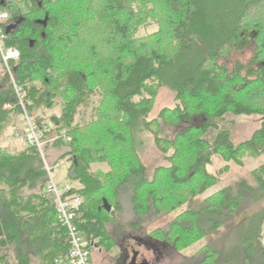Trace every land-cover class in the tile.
<instances>
[{
    "label": "trees",
    "instance_id": "obj_1",
    "mask_svg": "<svg viewBox=\"0 0 264 264\" xmlns=\"http://www.w3.org/2000/svg\"><path fill=\"white\" fill-rule=\"evenodd\" d=\"M28 1V11L10 12L8 23L14 26L4 30L5 45L20 52L11 61L12 72L43 139L55 133L53 145L63 148L61 158L70 162L68 179L81 184L65 194L82 198L76 216L81 233L98 250L110 248L115 242L107 224L115 210L105 209L104 198L114 209L119 195L126 194L141 217L169 215L189 205L158 231L175 247L220 233L205 245L201 264H264V162L251 171L254 185L243 179L195 203L219 183L207 168L215 155L244 165L245 156L264 154V0ZM6 3L0 0L2 10ZM251 45L255 55L247 65L236 62L230 71L220 62L231 49ZM5 75L0 138L7 137L9 127L20 128L21 107ZM161 87L174 91L176 105L163 109L160 117L170 111L176 121L190 123L202 116L200 127L191 125L173 139L160 136L154 129L158 119L149 115ZM96 96L92 119L78 121ZM57 100L59 116L36 114L52 109ZM228 113L263 120L251 137L236 144L219 125ZM212 128L217 131L211 141L205 134ZM142 131L154 135L156 148L170 163L158 167L152 178L137 144ZM93 162L108 164L109 171L100 175L91 169ZM48 183L36 147L26 144L14 151L0 146V245L28 233L49 244L46 259L52 264L69 243ZM18 258L19 264H28L27 256Z\"/></svg>",
    "mask_w": 264,
    "mask_h": 264
},
{
    "label": "rangeland",
    "instance_id": "obj_2",
    "mask_svg": "<svg viewBox=\"0 0 264 264\" xmlns=\"http://www.w3.org/2000/svg\"><path fill=\"white\" fill-rule=\"evenodd\" d=\"M28 0H7L6 10L10 13L17 9H21L23 12L29 9ZM2 10V5H0V12ZM8 26H14L13 23H9ZM154 27H149L148 31H153ZM147 30L142 31L145 34ZM86 34L90 36V32L86 31ZM95 39L90 37V42ZM92 44V43H91ZM88 57L94 55L92 53L91 47H87ZM101 52V50L99 51ZM255 55L254 46H247L243 50L231 49V51L222 57L221 63H225L228 69L231 71L236 62H241L247 65L251 58ZM103 56V55H102ZM6 67L0 62V83L4 79L6 73ZM10 82L9 86L13 85L12 77L8 73ZM15 76V75H14ZM37 85H41V79L36 81ZM168 87H161L155 97L154 105L152 111L149 115V119H158L157 123L154 125V129L158 131L161 137L167 139H173L176 133L184 130L187 127L198 126L203 123L202 116H196L192 119L190 123H183L176 121V118L170 111L165 112L164 117H160V113L165 108L173 109L176 105L175 93H173ZM211 98L207 97L209 102ZM99 104L98 96L92 98L86 107L82 108V114L78 115L77 120L85 123L92 119V113L94 106ZM62 104L60 101H56L55 107L52 109L41 108L38 113L41 114L45 111L49 116H59L61 114ZM224 121L220 122L221 129H227L231 133V139L234 143H239L245 139L251 137L254 130L260 127L263 117L260 115L251 116H236L234 114L228 113L224 117ZM34 119L32 117L31 121ZM50 126L53 127L52 123L49 122ZM17 124L20 126L21 130L24 128V123L20 122L17 118ZM36 126V123L34 122ZM11 128V127H10ZM38 129V127L36 126ZM214 128L208 130L205 137L209 140H213L216 135ZM13 133L12 129L6 130V136L0 138V146H7L11 149L15 147L21 148L25 146V142L19 139H10ZM56 138L54 132H51L49 137L44 140V154L47 165L52 171L53 178L59 184H63L65 180L59 178L53 168V164L61 159V151L57 149L53 142ZM139 140L137 141L139 147V153L143 163L148 167L149 178L154 176V172L158 167L168 166L170 163L164 159V156L158 148L154 141V135L151 132H141L139 135ZM171 153V152H170ZM244 165H239L234 161L229 163L223 159L221 155H215L213 157V162L207 168L209 172L219 177V183L211 187L205 193L200 195V197L195 201H201L207 196L218 191L222 187L230 184H235L240 180H247L251 184H255L254 179L251 176V171L256 169L261 163L264 162V154L258 157H252L247 155L244 157ZM64 163L66 160H63ZM91 169L100 175L109 171V166L102 162L91 163ZM228 165V168L220 173V170ZM66 184V183H65ZM119 197V207L112 208L115 210L116 215L113 216L111 222L107 224L108 232L111 234L114 240V244L110 248H103L94 251L91 264H201L204 258V248L205 245L212 239H217L220 233L211 235L209 237H202L195 241L192 245L187 247H175L171 242L163 239V235L160 232L163 229H167L172 221H174L177 214L181 213L182 210L187 209L189 205H184L179 211L173 214H162L157 215L154 212H150L148 215L139 216L130 199L126 197V194ZM116 199L111 200V203L115 207L117 205ZM195 203L191 204L192 207ZM264 204V200L262 202ZM12 252V251H11Z\"/></svg>",
    "mask_w": 264,
    "mask_h": 264
},
{
    "label": "built area",
    "instance_id": "obj_3",
    "mask_svg": "<svg viewBox=\"0 0 264 264\" xmlns=\"http://www.w3.org/2000/svg\"><path fill=\"white\" fill-rule=\"evenodd\" d=\"M10 13L7 10L0 12V58L3 66L6 67V72L12 77V83L15 88L18 103L21 107V113L18 115L20 122L24 123L22 133L19 129L14 128L10 139H19L24 141L29 146H34L43 157L44 163V139L34 125L31 113H29L25 104V91L15 81L14 73L12 72L11 61L19 57L20 52L16 48H8L6 44L7 34L4 30L9 25L8 19ZM10 107V106H9ZM19 127V126H18ZM69 140L68 138L65 139ZM49 174L48 192L55 199V206L57 210L58 219L65 229V234L68 239V251L56 256L52 260V264H91V259L94 251L98 250L94 242L89 240L79 229L76 223V216L79 213L82 198L77 195H65L72 188L70 184H59L55 181L50 167L45 164Z\"/></svg>",
    "mask_w": 264,
    "mask_h": 264
},
{
    "label": "crops",
    "instance_id": "obj_4",
    "mask_svg": "<svg viewBox=\"0 0 264 264\" xmlns=\"http://www.w3.org/2000/svg\"><path fill=\"white\" fill-rule=\"evenodd\" d=\"M12 129V128H8ZM7 129V130H8ZM24 148H14L12 150H20ZM59 150H64L63 148H58ZM61 151V153H62ZM63 160H66L64 163ZM55 174L65 180L63 184H70L72 188H80L81 184L74 180L68 179V173L70 168V162L67 158H61L55 164L52 165ZM28 192V191H27ZM6 194H9V189L6 188ZM116 213L112 214L115 216ZM113 218V217H112ZM112 220V219H111ZM110 220V222H111ZM50 246L48 243L46 245L43 244L41 240H33L28 233L24 234L20 240L14 242L12 244H7L5 246L0 245V264H19L18 254L25 255L28 257V264H50L46 259V252L49 250ZM12 251V252H11Z\"/></svg>",
    "mask_w": 264,
    "mask_h": 264
},
{
    "label": "water",
    "instance_id": "obj_5",
    "mask_svg": "<svg viewBox=\"0 0 264 264\" xmlns=\"http://www.w3.org/2000/svg\"><path fill=\"white\" fill-rule=\"evenodd\" d=\"M9 27H11V26H9ZM8 27V28H9ZM103 206L105 207V209L107 210V211H111L112 210V206H111V204H109V202L104 198V204H103Z\"/></svg>",
    "mask_w": 264,
    "mask_h": 264
}]
</instances>
